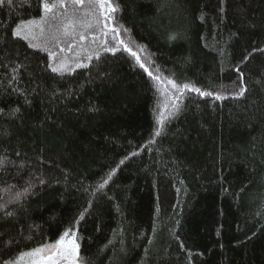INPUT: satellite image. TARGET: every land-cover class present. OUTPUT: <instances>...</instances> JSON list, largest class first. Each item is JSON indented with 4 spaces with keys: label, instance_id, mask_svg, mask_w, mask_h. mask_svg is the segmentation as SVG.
Instances as JSON below:
<instances>
[{
    "label": "trees",
    "instance_id": "trees-1",
    "mask_svg": "<svg viewBox=\"0 0 264 264\" xmlns=\"http://www.w3.org/2000/svg\"><path fill=\"white\" fill-rule=\"evenodd\" d=\"M114 3L134 50L144 47L165 76L226 98L186 93L149 150L167 101L134 61L105 53L82 60L86 69L52 73L44 42L11 35L39 18L36 0H4L0 63L23 67L14 84L9 69H0V156L7 150L16 165H28L8 183L23 185L33 172L46 184L23 209L9 208L14 218L0 220V248L7 250L0 264L53 243L69 221L75 231L79 222L82 264H264V52H253L264 49V0ZM237 66L247 87L240 97L233 95ZM132 151L139 155L102 191H83Z\"/></svg>",
    "mask_w": 264,
    "mask_h": 264
},
{
    "label": "snow or ice",
    "instance_id": "snow-or-ice-1",
    "mask_svg": "<svg viewBox=\"0 0 264 264\" xmlns=\"http://www.w3.org/2000/svg\"><path fill=\"white\" fill-rule=\"evenodd\" d=\"M4 0H0L3 4ZM8 4H12L13 0H7ZM37 11L40 12L38 19H29L22 21L15 28L11 30V35L15 38H22L28 40L36 39V33L32 29H39V35L46 36L44 47L47 49L48 59L51 61L47 67L52 73L63 76L65 73H71L75 69H86L89 67L88 63L82 62L86 59L91 62L94 58L99 59L105 53H111L115 56L117 53H126L127 57L134 61V66L142 70L150 82V87L156 94L164 96L166 103L158 110L156 117V127L147 141V147L156 143V138L160 137L163 131L165 122L176 116L181 111V106L186 93H196L201 98H213L215 100L225 99L226 97L214 91L202 90L191 83H179L173 76H165V69H161L155 65V62L150 57H144L142 54L145 49L142 46H137L136 50L133 49L132 41L124 38L128 30L120 25L117 21L116 14L120 11L119 5L114 3V0H36ZM170 36L169 39H174ZM62 39H70L71 43L67 45V50L79 48L80 52L85 55L81 57L80 52L76 53L74 60L75 67L73 68L65 59L60 58L55 51L48 48L49 45L59 47V52L66 51L64 47H60ZM91 41L95 45L94 49L84 47L85 41ZM30 48L39 49L40 44L31 43ZM223 51V50H222ZM262 51L264 49L253 48V52ZM249 59L248 56L244 57V61ZM14 67H9V64L0 63V69H9L12 73L9 84H14L18 79L16 74L18 68L23 65L11 62ZM235 71L239 73L238 81L240 84L239 90L233 93L235 97L245 95L247 87L244 83V74L241 72L239 66ZM12 91L19 92L20 90L13 87ZM165 109L167 112L165 113ZM19 108L13 109L11 114L15 115ZM3 109H0V114ZM131 144V142H130ZM0 156V220L7 221L14 218L16 212L9 211L10 207H15L17 210L23 209L24 201L33 194V190L38 185H45L46 181L42 177L36 176L35 173L30 172L28 179L23 185L18 186L15 183H8L9 179H19L27 170L28 165H16L14 161L10 160L6 154ZM20 157V153H15ZM139 155L138 152L132 151L124 156L119 161L115 168H112L107 174L106 178L101 177L95 187H85L83 191H89L94 196L102 191L107 186L117 171L128 160ZM42 163V157L38 158ZM10 167H16L18 171L12 175H6L5 172ZM92 201H89L91 207ZM26 211V209H24ZM87 209H84L80 215L83 217ZM32 226H30L31 228ZM72 222H68V227L59 233L58 238L53 243H45L41 246L33 248L27 252H20L19 258L24 257L35 258L33 264H79L80 231L79 222L76 226V231L72 230ZM2 238V235H0ZM31 239V237H29ZM151 243V241H149ZM19 245H17L18 247ZM183 248V245H181ZM5 248H0V259L6 254ZM3 264H16V261L11 259L3 260Z\"/></svg>",
    "mask_w": 264,
    "mask_h": 264
},
{
    "label": "rangeland",
    "instance_id": "rangeland-1",
    "mask_svg": "<svg viewBox=\"0 0 264 264\" xmlns=\"http://www.w3.org/2000/svg\"><path fill=\"white\" fill-rule=\"evenodd\" d=\"M32 30L36 33V39L34 41H36V42H41V41L44 42L46 40V38H47L46 36L39 35V29H32ZM69 43H71L70 39H62L60 47H64L66 49V51L63 52V53H60L59 52V47H56L57 50H55V52L57 53L58 56H60V58L64 57V59L70 64L72 62L70 57L73 58V60H75L76 56H74V55H76V53L79 52L78 51L79 48H75V49H73V51L72 50H67V45ZM88 45H90V46L94 45V44L91 43L90 39H89V41H85L83 46L87 47ZM81 55L84 56V54H81ZM71 65H72V63H71ZM73 231H75V230H73ZM34 259L35 258H32V257H24L23 259H20L18 257L14 261H16V264H33V260ZM79 264H82L81 260H79Z\"/></svg>",
    "mask_w": 264,
    "mask_h": 264
}]
</instances>
